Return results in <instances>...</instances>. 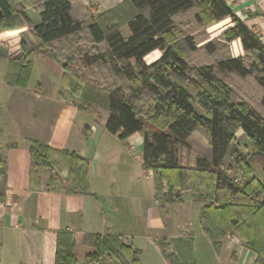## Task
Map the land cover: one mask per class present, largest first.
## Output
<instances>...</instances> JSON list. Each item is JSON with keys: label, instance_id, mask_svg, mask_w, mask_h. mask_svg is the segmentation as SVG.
I'll return each mask as SVG.
<instances>
[{"label": "trees", "instance_id": "1", "mask_svg": "<svg viewBox=\"0 0 264 264\" xmlns=\"http://www.w3.org/2000/svg\"><path fill=\"white\" fill-rule=\"evenodd\" d=\"M30 1L0 0V33L27 23L15 6L27 7ZM74 1L38 0L39 23L30 34L34 45L30 54L37 52L61 64L67 103L75 98L81 102L78 110L90 114L106 108L105 130L120 141L135 133L142 138L141 166L153 178L154 198L161 203L167 234L158 243L164 259L169 264H195L183 198L189 193L200 206V226L216 250L234 235L255 254L253 264H264V179L254 176L253 168L258 166L264 176L260 36L232 12L226 0H123L128 14L116 17L119 5L87 23L73 15ZM189 11L206 28L229 19L232 27L221 37L226 43L239 40L244 56L226 53L212 64L191 65L186 56L195 45L186 37L184 51L174 38L175 17ZM123 24L129 30L127 37L120 31ZM85 36L92 44L89 52L81 50ZM203 48L210 54L219 50L209 42ZM157 50L160 57L146 65L143 59ZM229 74L253 76L262 91L259 111L236 97L223 79ZM13 83L10 78L8 84ZM238 130L252 145L250 151L238 152ZM196 133L198 140H205H194L200 154L193 156L190 142ZM29 150L34 159L30 183L43 166L50 169L55 188L62 187L53 176L61 168L69 172L74 189L84 185L88 161L76 152L33 140ZM231 172L240 174L242 182L237 183ZM0 175L5 179L3 168ZM78 245L87 249L84 257L90 264H140V252L121 235L71 231L57 232L54 264H78Z\"/></svg>", "mask_w": 264, "mask_h": 264}, {"label": "crops", "instance_id": "2", "mask_svg": "<svg viewBox=\"0 0 264 264\" xmlns=\"http://www.w3.org/2000/svg\"><path fill=\"white\" fill-rule=\"evenodd\" d=\"M77 1L87 5L94 0ZM96 2L101 4L102 10H107L121 0ZM227 4L260 36L264 44V0H227ZM13 91L9 94L10 102L17 100L23 107L16 110L9 103V111L0 119V168L5 172V179L0 175V264H54L56 234L59 231L121 235L141 254V250L134 245L135 237H125L124 234L128 235L127 232L130 233L132 226L139 221L135 209L142 194L135 186L140 181L134 178L139 173L146 175V179L151 175L141 166L142 138L135 133L120 141L111 135L123 146L103 152L100 129H105L106 115L97 111L99 119L94 117V123L84 125L82 132L83 126L75 123L80 101L69 104L65 99L56 100L54 115L36 116L32 112L36 107L33 99L27 98L25 92ZM82 134H87L90 141ZM31 140L55 149L76 152L86 159L88 168L84 185L74 189L69 172L61 168L59 171L55 169L57 173L53 176L57 175L62 187L55 188L50 184V169L43 166L38 168L34 182L30 183V168L34 161L29 150ZM154 201L155 211L147 207L141 222L143 230L152 239V246L161 261L158 262L169 264L162 256L158 239L155 240V237H167V234L161 216V203ZM129 209H132L131 212ZM133 216H136L135 220H131ZM235 240L233 237L226 239L221 248L230 254L236 264H253L255 254L246 249L241 241ZM86 252L85 247H76L78 264H90L84 257ZM140 254L138 259L141 264Z\"/></svg>", "mask_w": 264, "mask_h": 264}, {"label": "rangeland", "instance_id": "3", "mask_svg": "<svg viewBox=\"0 0 264 264\" xmlns=\"http://www.w3.org/2000/svg\"><path fill=\"white\" fill-rule=\"evenodd\" d=\"M122 1L123 0H121L118 5L110 9L102 10L101 4L96 2V0L88 3L87 5H82L78 3L77 0H75L73 3V15L79 20L87 23L90 19H95L101 13L112 10L121 5ZM125 5L126 4H122L121 7L116 9V17H118L120 14H128ZM39 7L40 3L38 0L30 1L29 6L27 7L15 6L17 11H23L27 23L19 29L6 30L0 33V119H2V116L9 111V105L11 107H15L16 110H20L23 107V104L20 105L19 101L17 100L16 102H10L9 94L13 90L25 92L27 98L29 97L33 99L32 102L34 107L36 106L37 108H33L32 112L36 116H42V114L45 115L47 113L54 115L56 113L55 108L57 107V103H55V101H63V97H66L64 69L62 68L61 64L53 59L43 57L37 52L30 54V49L34 48L30 34H32L33 26L39 23ZM106 19L108 20L107 17ZM101 22L103 25L107 23L104 17ZM174 23V38L177 40V45L183 47L185 51L186 37H189L195 45L193 50L187 51L186 56L189 63L193 66L212 64L216 59L226 53L235 58L244 56V52L239 40L226 43V41L221 37V34L224 31L232 27V23L229 21V19L213 26H207L206 28L202 26L200 22L195 20L193 17V11H189L176 16ZM14 31H17V33ZM120 31L124 37L129 35V30L126 24H123L120 27ZM84 38L86 39V42L82 44L81 50L84 52H89L92 48L90 37L85 36ZM207 42L211 43V46H217L218 49L219 45L216 44L219 43L223 49H219L214 54H210L208 49L206 50L203 48L204 44ZM28 43H30V45H28ZM159 57L160 52L157 50L147 57V61L144 59L143 61L146 65H149L154 62L153 60H157ZM103 73L106 75V71H103ZM15 76L19 78H15ZM10 78L13 79L14 83L9 85L8 82L10 81ZM223 79L232 87L238 99L247 101L251 106L259 111V102L262 91L255 82L253 76L239 78L234 74H229L228 76H223ZM12 87L16 89H12ZM73 101L77 102L78 100H75L74 98ZM26 109L28 110V107ZM97 111L101 114L107 115L106 108L101 107ZM94 117L99 119L98 114L96 115V113L90 114L80 111L75 119V123L81 124V127L83 126L81 129L83 132L85 128L84 125H92L94 123ZM100 130H102L103 134L102 141L100 142L102 147L101 151L106 152L110 151L111 149H119L123 146L122 143L111 136L105 129L101 127ZM197 134L198 133L195 134V137L192 138L190 142V149L193 156H198L200 154V150L194 143V140L198 138ZM82 137L90 141V138L85 137L83 134ZM235 138V146L238 149V152H247L253 148L240 130L236 132ZM199 139L201 141L198 139L197 141L204 143L203 141L205 140V137H199ZM112 166L113 168L115 167L114 164H112ZM253 168L254 176L260 180H263L264 176L262 175L260 168L258 166H253ZM136 174L137 173H135L134 176ZM230 176L233 179H236L237 183L242 182L240 174L231 172ZM134 179L135 181H140V183L137 182L135 186L142 194L138 208L137 210L135 209L136 213L138 214L139 221H137L136 225L134 224L132 226V231L130 233L127 232L128 235H124L125 237L129 236L130 238L132 237L130 235L135 237L133 238V242L134 245L141 250V264H160L159 262L161 261L157 257L155 249L152 246V239L150 238V235L147 234V231L143 230V225L141 222V220H143L144 216L146 215L145 210L147 207L149 210H152L153 208L155 211L153 178L150 175L148 179H146V175L139 173L137 178ZM183 198L187 213V223L193 238V257L195 264H236V261L231 258L230 254L226 250H223L222 248L216 250L214 247H212L213 245H211L210 239L204 234L199 223L200 206L193 201L189 193L184 194ZM131 210L132 209H129V212H131ZM135 219L136 216H133L131 220ZM232 236L237 242V237L234 235H231L230 237ZM155 238V240L158 239V243L162 239H167L166 236L162 238ZM227 240L229 239L227 238Z\"/></svg>", "mask_w": 264, "mask_h": 264}, {"label": "built area", "instance_id": "4", "mask_svg": "<svg viewBox=\"0 0 264 264\" xmlns=\"http://www.w3.org/2000/svg\"><path fill=\"white\" fill-rule=\"evenodd\" d=\"M235 181H237V180H235ZM232 237H233V236H232ZM232 237L228 236L227 238L229 239V238H232Z\"/></svg>", "mask_w": 264, "mask_h": 264}]
</instances>
